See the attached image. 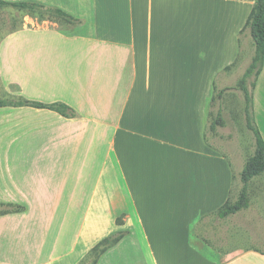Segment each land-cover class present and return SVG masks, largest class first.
Returning <instances> with one entry per match:
<instances>
[{
  "label": "crops",
  "instance_id": "1",
  "mask_svg": "<svg viewBox=\"0 0 264 264\" xmlns=\"http://www.w3.org/2000/svg\"><path fill=\"white\" fill-rule=\"evenodd\" d=\"M3 1L61 5V0ZM89 3L91 21L81 34H65L43 21L40 24L31 21L10 33L27 30L30 35H39L38 43L23 45L24 66L29 69L28 75L32 68L34 74L38 73L35 75L39 84L48 83L49 90L61 92L49 103L40 101L42 104L62 103L73 113L63 117L48 109L0 107L6 131L21 127L25 147L29 148L26 150L33 153L30 160L25 158L26 162L36 169L53 162L55 172L60 175L65 165L74 163L75 178L69 184L67 180L63 182L61 175L59 182L42 179L36 189L30 187L25 193L18 187L11 188V195L30 197L32 202L21 213L0 215V225L18 227L25 223L27 229L40 219L38 228L43 227L42 235L39 231L38 238L32 239L34 244L29 251L19 256L23 264H28V258L37 261L46 250L47 217H30L32 210H44L45 203L40 197L54 196L55 206L66 205V212L76 210L85 202L80 198L84 196L80 186L86 177H92L89 171L95 178L96 170L109 187L106 190L103 186L101 190L106 196L100 213L106 221L113 222L107 226L113 227L123 215L124 226H131L136 234L135 254H126L110 264H158L160 257H156L148 232L153 219L151 208L133 188L138 186L141 161L156 164L169 154L181 165V172L170 178L174 182L169 185L174 190L168 189V196L181 200L170 210L167 222L159 223V228L169 230L157 233L153 241L168 243L167 251L176 252L181 264H264V250L254 246L253 233L238 230L229 235L227 241L236 248L223 250L219 261L209 259L197 248L190 234L194 224L202 229L211 227L208 222L196 223V219L214 214L230 199L231 163L206 140L209 86L232 78L240 53L251 46L252 56L250 35L243 31L240 36V32L254 0H89ZM176 84L188 88L175 91ZM252 97L254 121L264 140V61ZM170 115L184 118L176 125L174 119L168 122ZM70 148L72 156L68 157L66 151L70 152ZM33 149L39 151L38 157H34ZM175 149H181L182 155L173 157ZM108 179L113 181L111 186ZM92 190L88 208L95 206L96 187ZM58 197L68 198L61 203ZM28 219L30 224L26 222ZM30 232L29 228L28 244ZM138 242L143 249L137 246ZM109 253L103 258L114 254ZM45 259L36 264L56 262L45 263ZM171 259L174 257H164L166 264H171Z\"/></svg>",
  "mask_w": 264,
  "mask_h": 264
},
{
  "label": "rangeland",
  "instance_id": "2",
  "mask_svg": "<svg viewBox=\"0 0 264 264\" xmlns=\"http://www.w3.org/2000/svg\"><path fill=\"white\" fill-rule=\"evenodd\" d=\"M60 4L49 5V7L66 12L75 19V22L66 23L58 20H47V16H44V21H42L51 23L53 27H56L65 34H81L85 32L91 21L89 0H61ZM38 19V15L36 14L17 11L9 7H0V44L4 40L0 47L1 99L9 101L30 99L49 103L52 101L53 96L61 93L57 89L54 91L49 90L48 83L39 84L38 77L35 75L38 73L34 74V69L32 68V73L28 75L29 69L24 66L23 45L28 42L38 43L40 39L39 35H30L27 30H18L10 34L22 27L23 24L31 23V21L39 24L42 23ZM250 45H253L251 38ZM244 51H241L239 62L231 73L233 75L232 78H229L224 83L219 84L215 82L212 87L211 85L209 86L211 91L208 97L205 127L207 144L222 154L223 157H227L225 159L229 165L231 163L230 195L228 193V197L232 200L239 194L242 186L240 172L255 147L254 136L246 127L244 93L235 88L248 67V63H250L252 46L248 47L247 51ZM35 69H38V65L35 66ZM173 86H175L173 87L175 91L182 92L188 88V85L176 84ZM226 88L228 89L224 91L222 97L219 99L217 96L218 92ZM248 90L251 91L249 84ZM218 114L222 119L223 126L216 125L212 130L211 125ZM1 117L2 113L0 112ZM183 118L184 116L181 115H173V117L170 115L168 122L174 119L177 125L178 120L182 122ZM5 122V120L0 119V215L21 213L22 209L32 202L30 197H21L17 196V194L11 195L12 191L10 190L12 187H18V190L25 193L30 187L36 189V186L40 185L39 181H42V179L47 180L48 183H55L60 181L62 175L63 182L67 180L69 184L75 178L74 163L72 165L71 162L64 166L65 171L61 175L58 171L55 172V164H52L53 162L47 163L44 167L40 166L39 169L26 162L25 158L30 160L29 158H33V153L30 150H26L29 148L25 147L26 142L21 127L6 131L5 125H3ZM33 150L36 152L34 157H38L39 151ZM180 150L175 149L173 157L182 155ZM71 152L70 148V152L67 150L66 155L68 157L72 156ZM46 157L50 156L46 155ZM142 162L140 163L141 172L136 181L138 186L133 189L140 198H144V204L151 208L150 214L153 216V219L150 222L152 224L148 232L153 248H156V257H160L158 264H166L164 260L165 256L174 257V259L170 260L171 264H181V259H177L180 257L176 252L172 254L167 251L169 248L168 243L161 244L153 241L157 233L159 235L160 231L169 230L168 228H159V223L164 225V222H167L170 210L175 209L179 200H181L177 196H168V189L174 190V187L169 185L174 182L170 178L180 171L181 165H177L171 159L170 154L166 158H160L156 164L154 162L143 164ZM95 172V178L93 172L89 171V176L92 177H86L83 180L80 188L84 191V196L80 198L81 200H85V202L76 207V210L66 212V205L65 207L62 205L60 207L59 205L55 206L57 198L54 196L40 197L43 201L42 204L45 203L42 207L45 208L40 212L32 210L30 217H39V215L43 216V219L45 216L47 217L45 229V253L47 255L42 252L43 258L41 257L37 261L34 258H28V264L31 262H34V264L40 263V260H44V258H46L45 263L56 261L54 264H110L116 263L114 261L118 260L119 257H126V254H135L136 246L133 237L136 234L134 236V229L132 230L131 226H124V222H122L123 215H120L115 220L113 227H108L110 224L113 225V222L111 220L106 221V217L100 213L102 212L101 202L106 196L101 190L103 186L106 187V190H109V187L105 185L106 181L103 176L98 177L97 170ZM107 182L110 186L113 183L110 179ZM178 183L180 184L181 181ZM93 186L94 188L96 187V190H94L95 206L88 208L87 200L89 202L93 196L91 195ZM248 186L250 205L247 209L235 214L233 218L224 221H220L213 213L205 214V216L202 215V217L196 219V223H201V221H203L201 224L208 222L211 227L202 229L198 224H194L192 229H190L191 241L209 259L219 261L223 250L230 251L236 248L234 243L227 241V237L233 235V232L238 230L244 234L253 233L255 237L254 246L264 250V173L254 178ZM68 189H71L70 185H68ZM66 198L68 197H62V199L58 197V201L63 203ZM33 203L40 204L38 202ZM97 204L99 205L97 206ZM29 220L26 222L30 224L31 221ZM39 220L36 223L28 225L27 229L25 228V223L19 224L18 227L16 225L11 226L10 224L0 225V264H7V262L23 264L19 256L29 251L34 244L32 239L36 240L38 238L39 231L42 235L43 227L41 229L38 228V225L42 223H38ZM215 221L220 223L214 225ZM154 223L157 225L156 227H152ZM29 228L31 229L30 234H32L30 235L31 240L28 244ZM14 230L15 233H13ZM103 239L118 241L103 252H100L101 248L93 252L94 247ZM35 243L37 244V242ZM137 246H139L140 250L141 248L143 249V245L139 244V242ZM108 252L114 253L113 256L108 257L107 254L103 258Z\"/></svg>",
  "mask_w": 264,
  "mask_h": 264
},
{
  "label": "trees",
  "instance_id": "3",
  "mask_svg": "<svg viewBox=\"0 0 264 264\" xmlns=\"http://www.w3.org/2000/svg\"><path fill=\"white\" fill-rule=\"evenodd\" d=\"M0 7H9L17 11H25L31 14H36L38 15L39 22H41L42 20L44 21V16H47V20H58L64 21L66 23L75 22V19L68 15L66 12L57 8L47 7L40 3L22 1L8 2L0 0ZM244 25L245 26L243 27L240 34H242L243 31H248L252 39L254 49L250 59V63H248V67L246 68L241 80L235 88L241 90L244 93V114L246 120V127L252 132L254 136L255 147L253 153L245 161L244 166L240 172V181L242 186L238 196L234 200H232L231 198L228 199L214 213V216L219 219H226L249 207L250 198L248 184H250V182L254 178L264 173V140L262 139L260 132L255 124L252 105V91L255 87L257 77L262 70V64L264 61V0H254V5ZM251 79L252 81L249 82V80ZM248 84L250 85L251 91L248 90ZM227 89L228 88L218 92L217 96L219 99L222 97L224 91H226ZM23 106L37 109H48L57 112L63 117H69L73 114L72 110L62 103H54L48 105L42 104L41 102L38 103L27 100L9 101L7 99L0 98L1 108ZM216 125L223 126V122L219 114L217 115V118L215 119L214 123L211 125V129L213 130V127ZM117 241L118 240L103 239L98 243L96 247H94L93 252L100 248L102 249H100V252H103L107 248L116 244Z\"/></svg>",
  "mask_w": 264,
  "mask_h": 264
}]
</instances>
